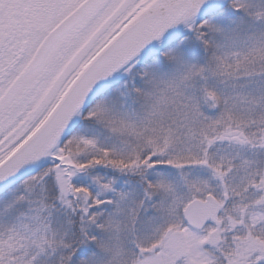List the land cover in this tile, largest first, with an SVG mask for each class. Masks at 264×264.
<instances>
[{
  "label": "snow or ice",
  "instance_id": "6c2138e0",
  "mask_svg": "<svg viewBox=\"0 0 264 264\" xmlns=\"http://www.w3.org/2000/svg\"><path fill=\"white\" fill-rule=\"evenodd\" d=\"M0 264H264V0H0Z\"/></svg>",
  "mask_w": 264,
  "mask_h": 264
}]
</instances>
